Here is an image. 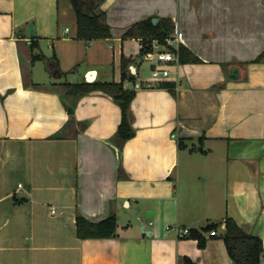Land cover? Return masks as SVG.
Here are the masks:
<instances>
[{
  "label": "crops",
  "instance_id": "crops-1",
  "mask_svg": "<svg viewBox=\"0 0 264 264\" xmlns=\"http://www.w3.org/2000/svg\"><path fill=\"white\" fill-rule=\"evenodd\" d=\"M101 10L111 35L87 42L70 0H0V264H233L227 217L264 248V0H105ZM155 18L200 61L141 79L134 26ZM123 57L135 91L124 143L106 89L67 87L120 83ZM78 215H115L116 236L79 239ZM175 227L203 234L205 248Z\"/></svg>",
  "mask_w": 264,
  "mask_h": 264
},
{
  "label": "trees",
  "instance_id": "trees-1",
  "mask_svg": "<svg viewBox=\"0 0 264 264\" xmlns=\"http://www.w3.org/2000/svg\"><path fill=\"white\" fill-rule=\"evenodd\" d=\"M105 0H70L77 18V38L87 42L96 39H106L111 35L110 26L106 21V13L101 10V5ZM134 29L143 37L144 54L153 50V43H165L171 36L173 28L164 22H159L154 26L151 19L137 23ZM131 34V33H130ZM35 42L32 41L31 47L34 49ZM180 63H198L200 60L188 51L185 47H179ZM48 69L51 72L59 71L58 59L56 55L47 59ZM264 61V55L258 57L255 62ZM131 59L122 58L121 71L122 79L120 83H86L85 85L68 84V92L77 93V88H84L83 93H89L93 90H105L110 93L114 102H116L122 111L121 124L117 131V136L122 143L132 139L135 136L133 127V115L131 104L135 97V91H129L124 88V82L133 80L129 75L128 67ZM160 88L174 92V83H163ZM72 113V109H69ZM200 141H203L201 139ZM182 145V143L180 144ZM183 147V145H182ZM219 225H209L203 228V233H211L218 230ZM117 217L110 216L99 223H92L81 215L76 217V235L79 239H106L116 236ZM191 237L198 240V247L204 249L206 239L203 234L192 233ZM220 238L226 245L227 252L233 264H260L264 253L263 241L259 236L246 233L235 220L227 217L225 220V230ZM180 264H197L189 257H184Z\"/></svg>",
  "mask_w": 264,
  "mask_h": 264
},
{
  "label": "built area",
  "instance_id": "built-area-1",
  "mask_svg": "<svg viewBox=\"0 0 264 264\" xmlns=\"http://www.w3.org/2000/svg\"><path fill=\"white\" fill-rule=\"evenodd\" d=\"M180 41L178 38L170 37L165 43L155 42L153 50L144 54V60L152 66V77L154 79H167L170 76V68L173 65L180 63L179 56ZM54 213V210L52 211ZM171 227H167L170 230ZM175 231L179 237L190 236L191 232L188 229L175 227ZM212 236H217L216 231L211 232ZM264 264V257L261 258V263Z\"/></svg>",
  "mask_w": 264,
  "mask_h": 264
},
{
  "label": "water",
  "instance_id": "water-1",
  "mask_svg": "<svg viewBox=\"0 0 264 264\" xmlns=\"http://www.w3.org/2000/svg\"><path fill=\"white\" fill-rule=\"evenodd\" d=\"M152 23H153L154 26H156V25H158L159 21H158V19L155 18V19L152 20ZM29 28H30V36H31V38H34V36H35L34 25L31 24ZM231 73L237 74L238 71L236 69H232ZM90 75L94 76L95 72H91ZM87 80L88 81H92L90 78L87 79ZM153 215H154V211H148L147 212V217L148 218H151Z\"/></svg>",
  "mask_w": 264,
  "mask_h": 264
},
{
  "label": "rangeland",
  "instance_id": "rangeland-1",
  "mask_svg": "<svg viewBox=\"0 0 264 264\" xmlns=\"http://www.w3.org/2000/svg\"><path fill=\"white\" fill-rule=\"evenodd\" d=\"M151 77V69L148 63L143 62L140 68V78L149 79Z\"/></svg>",
  "mask_w": 264,
  "mask_h": 264
},
{
  "label": "bare ground",
  "instance_id": "bare-ground-1",
  "mask_svg": "<svg viewBox=\"0 0 264 264\" xmlns=\"http://www.w3.org/2000/svg\"><path fill=\"white\" fill-rule=\"evenodd\" d=\"M94 77H95V75H94V76H93V75H90V76H89V78H90L91 80H93Z\"/></svg>",
  "mask_w": 264,
  "mask_h": 264
}]
</instances>
